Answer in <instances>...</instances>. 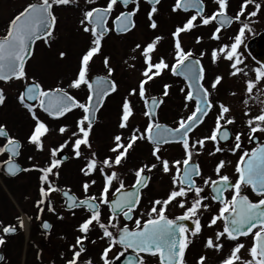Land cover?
<instances>
[{
    "label": "snow or ice",
    "instance_id": "obj_1",
    "mask_svg": "<svg viewBox=\"0 0 264 264\" xmlns=\"http://www.w3.org/2000/svg\"><path fill=\"white\" fill-rule=\"evenodd\" d=\"M75 0H37L35 3L29 4L23 11L11 20L6 36L0 38V81L8 82L12 79L24 81L25 88L18 97L20 104L27 109L32 119L35 121L34 129L28 138V143L33 144L39 151H43V137L49 132V128L36 114L37 107L43 113H46L53 119L64 117L73 109H80L84 115L77 121L76 127L78 131L71 133V137H76L74 140L69 137L58 148H53L50 151V162L46 167H33L21 169L14 162V158L20 155L22 145L14 137L10 136L6 127L0 125V138L4 139L3 145H0V156L7 155V159L0 161V167H3L9 175L15 176L17 173L24 171H36L40 173L39 181V197L36 201V208L39 214L45 210L43 205H48V211L55 212L51 206L49 198L52 193L59 192L65 197L67 208L74 210L83 208L90 215L83 220L79 225L78 231L82 234L76 238L75 245L72 246V258L67 261V264H78L82 253L86 251L84 242L87 240L88 233L95 225L102 230L101 239L107 238L109 241L101 255L103 264H114V261L120 260L129 250L134 253V256L127 258L126 264H146L144 256L141 254L158 256L160 264H186L185 253L189 245L192 243L189 234L192 237L198 235L202 230L199 213L201 208L207 211L208 204L204 201L209 199L208 196L202 195L207 187L211 192V200L220 205L218 213L210 218L207 227H213L218 221L223 222V230L215 233V238L209 237L206 240L205 247L220 251L224 245L220 243L222 238L237 241L240 237L253 235L252 247L248 250L251 259L242 261L238 255L241 249L244 248L243 243H237L232 249L231 254L224 259L221 264H264V143L258 144L250 152L242 151L241 136L244 133H236L234 137L227 125L233 124L235 121L232 118H227L226 114L230 109L224 104L215 105L211 100V91L217 88L223 79L221 76H216L210 83L209 87H205L203 81L205 79V69L201 64L200 59L193 60L194 53L191 50L185 51L179 39L181 33L191 31L198 25L194 23L197 18H200L201 25L207 26L212 22L217 23V27L212 33L211 39L219 40V33L222 29L230 27L231 24L239 22L242 26L238 33L233 37L231 45L224 44L218 49H213L211 52V60L216 63L221 57L231 62L230 67L233 69L231 75L235 76L241 72L245 76L248 75L243 68L238 65L243 64L241 53L238 52L239 46L242 44V38L245 36L246 30L252 32L250 24L241 21V17L245 15V9L248 5H254V9L248 12L246 19L256 17L261 9V4L256 0H243L240 10L234 17L227 14L228 0H214L218 5V10L209 16H205L203 0H175L172 7L173 12L183 11L188 12L195 10V14L191 15L181 27H177L172 33L174 38L175 63L169 65L163 58L158 62H152V53L156 51V45L161 37L157 36L154 41L143 47L140 55L144 58L146 65L142 72V79L138 86L139 98L145 105L144 116L148 118V123L145 129L141 132L136 128L131 130L127 141L121 135L114 137V146L110 149L115 153L114 156L106 157L98 160L96 153L93 151L87 158V163L81 172L84 176H94L97 172L100 173L103 179V187L99 195H89L90 187L96 184L95 179L86 181L82 184L84 198H79L71 193V189L63 190L53 183V177L58 180L60 168L63 161L58 159V153L62 152L69 143L72 144V151L75 158L79 159L82 155V146L91 149L90 135L93 128L95 112L102 107L105 98L117 90V85L114 81H110L105 77H96L95 83L89 80L88 71L92 58L100 53L102 41L105 35L110 31H115L117 35L125 34L135 27L134 17L140 10V0H107L105 6H94L83 12V18L80 21L83 31L90 33L91 47L81 57L80 68L77 76L70 82L68 87L79 89L85 86L88 90V97L85 103H81L71 96L64 88L56 87L45 90L41 83L32 79L30 82L27 78L25 66L31 55L30 45L35 41L43 39L45 44L49 43L48 38L52 36L56 24V16L53 14L54 6H67ZM96 0H86V3L94 5ZM150 5L148 11V20L150 28L156 29L157 23L153 16L157 13V4L160 0H145ZM122 5L128 8L130 4L134 5L131 10L121 11L112 20V27L108 26L109 19L117 5ZM202 38H197V43L201 42ZM141 45L137 44L133 51L140 49ZM60 58L63 59L66 53L61 52ZM204 53H201V58ZM135 57H133L134 59ZM104 65L107 68L108 76L112 75L113 69L109 67L108 58H104ZM165 70H170L174 76H182L187 82L188 91L184 99L186 102L194 101V109L187 117L179 119L177 127H169L160 124L158 121V109L164 103V100L158 97H148L147 85L153 81L155 77H159ZM256 80L247 82V91L251 93L256 83H259L261 77H264V64L254 69ZM170 84L163 85L162 96H169ZM180 91L185 92L184 88ZM130 96L137 95V89H132ZM234 95V93H233ZM5 96L3 90L0 89V105H3ZM35 102V103H32ZM248 103L247 100L244 101ZM187 107V103L185 104ZM217 107L215 128L210 136L198 138L194 142L190 141V133L195 127L203 122L209 112ZM134 115L131 101L125 98L122 104V115L120 128H127L130 118ZM245 115H249L248 112ZM224 121V124L221 123ZM249 129L247 136L248 140H257V133L264 134V109L260 114L250 118L247 121ZM60 134L68 131L66 126L58 129ZM234 139L231 146L233 152L241 150L242 155L239 158L235 172L238 178L233 183L228 175H222L221 170L225 167V161L221 160L216 165L214 172L217 179L206 177L203 180V186L196 182L197 177H201L202 171L198 163H194L193 155H199V151L194 152V149H203L205 142L210 140L214 142L215 153H219L222 149L219 147V142L229 141ZM146 140L153 146L152 156L159 162L163 173L167 174L172 169L174 173L171 177L173 188L169 192L166 199H156L152 201V207L148 212V218L142 223L141 219L133 218V212L140 203L141 192L148 187L151 177L147 173L152 172L157 168L156 163L150 166L144 164L135 170V183L131 186V190H126L123 180H120L116 171H107L121 166L122 162L127 159L128 153L137 141ZM170 143H179L184 150V158L182 160H169L162 158L161 148ZM210 153V155L215 154ZM114 181L119 183V187L115 189L113 198L109 199L108 193ZM250 187L260 199L253 202L247 195H242V188ZM231 191L232 195L229 199L225 193ZM189 193H194L190 206L186 207ZM179 198V199H178ZM173 201L177 202L180 208L185 209L182 215L175 218H169L165 213L168 205ZM101 206H106L110 215L107 223L102 221ZM37 219H40V215ZM143 215V213H141ZM120 216H123L125 221L134 219V228H129L127 224L120 225ZM63 219L62 216H58ZM30 219V218H29ZM19 227H24V219L18 218ZM185 221H191L194 228H189ZM42 227L45 230L51 228L48 222H43ZM111 229H115L113 232ZM255 230V231H254ZM17 231L13 225H0V232L4 235H11ZM6 243L4 236H0V246ZM95 243V241H92ZM119 245L121 251L110 260L108 253L113 247ZM206 257H199L197 264H204ZM0 260L3 257L0 256ZM86 264H91V260L86 261Z\"/></svg>",
    "mask_w": 264,
    "mask_h": 264
},
{
    "label": "flooded vegetation",
    "instance_id": "obj_2",
    "mask_svg": "<svg viewBox=\"0 0 264 264\" xmlns=\"http://www.w3.org/2000/svg\"><path fill=\"white\" fill-rule=\"evenodd\" d=\"M164 1L165 0H162L161 4ZM242 2L243 0H228L227 14L230 17H234L236 13L240 10ZM174 3L175 0L172 1V5H174ZM203 4H204L203 14L205 16H209L213 12L218 10V5L214 2V0H203ZM28 5L29 4L25 5L21 9V11H23L24 8H26ZM251 7L252 5H248V7L245 9V15L241 17V21L249 23L250 27L252 28V32H248L246 30L245 36L242 38L243 42L238 48V52L242 54L241 59H243L244 61L243 64L238 65V67L243 68L244 71L248 73L247 76H245L243 72L235 76L231 75V72L233 71V69L230 67L231 62L223 59L222 57L218 59L216 63H213L211 60V52L213 49H218L220 46L224 44L231 45L233 43L232 38L237 35L239 28L242 26L239 22L234 21L230 27L222 29L221 32L219 33L220 39L214 40L211 39V36L213 31L217 27L216 22L214 21L207 26H203L201 25L200 18L198 17L197 20L194 22L198 26L193 28L191 31L181 33L179 37L181 41V45L185 49V51L191 50L194 53L192 59L201 60V64L205 69V79L203 81L205 87H209L210 83L215 79L216 76H221L223 78L221 80V83L217 85L216 89L214 90L210 89L211 91L210 98L215 105H219L222 103L230 109L229 113L226 114V117L234 119L235 122L231 125H227V128L230 129L233 137L238 132L244 133V135L241 136L242 151H249V152L254 147L258 146V144L264 143V134L257 133V140L251 142L248 140V136H247V133L249 131L247 127V121L250 118L259 115L261 110L264 109V77H261L259 83H256L254 85L251 93H248L247 91V82L249 80L251 81L256 80V73L254 69L262 65L261 62H256L249 55L247 44L251 39L255 38L256 36L264 32V27L258 31L254 30L253 27L257 21L255 23H251L252 21L246 19L248 12H251L250 9ZM20 12L15 14V16L18 15ZM174 14L178 15L180 20L178 21L179 23L174 26L173 30L170 33L171 44L169 45L167 43H163L161 44L160 47L161 50L167 54V56L165 57L170 58V56L168 55L169 53H172L171 62H169L166 58L162 57L170 66L175 63L174 38L172 33L175 31L177 27L183 26V24L187 21V19L191 15L195 14V10L193 9L188 12L177 11L174 12ZM12 19L14 18H11L8 21V23L5 25L4 28L5 32L2 37L6 36ZM156 23L157 25H162V23L158 21H156ZM149 25H147L148 26L147 29L150 32L155 30L161 31L163 28L162 26H157L156 29H152L150 28ZM135 29L136 26L132 31H130L126 35H116L113 31H111L107 38L112 36L117 38H124L128 35H131L135 31ZM198 37L202 38L200 43L196 42ZM49 39L50 38H48V40ZM203 42H205L206 44L202 45ZM40 43H44V40L37 42L34 45L31 60L34 58L36 48ZM201 53H204L202 58H201ZM157 78L160 79V82L152 86L149 97L155 96L164 100V103L160 105L158 109V113L160 112L161 108H163L165 104L169 102V100L171 99L177 98L180 99L181 102L180 104L176 105L177 111L170 110V111H166L165 113H162L160 119L161 121H159V123L163 125H167L169 127H177L178 126L177 122L179 121V119L187 117L188 115L191 114V112L194 109V101L186 102L184 99V96L188 91L187 82L183 79L182 76L172 75L170 70H165L160 77H155V79ZM9 82L0 81V84L6 85ZM164 84L172 85V87L169 89L170 94L168 97L162 96ZM181 88H184L185 92L182 93L180 91ZM239 92L243 95H240ZM245 100L248 101L247 104L244 103ZM6 102H7V98L5 99L4 104L0 105V112L3 110V108L7 106ZM186 103H187V107H185ZM171 111H174V113L170 114L169 112ZM217 111L218 108L213 107V109L209 112V114L204 118L203 122L199 126H197L193 132L189 134L191 142H194L198 138H204L211 135L212 131L215 128ZM246 112H248L249 115H245ZM70 115L71 114H68L67 116L60 119H53V118L50 119L47 117L44 118L48 119L54 124H65L68 118L70 117ZM96 122L98 123V119H96L95 123ZM95 123L93 124V127L95 126ZM147 123H148V118L146 119V123L144 127H146ZM221 123L224 124V121H221ZM0 125H4L9 135L17 139L22 145V147L19 150L20 155L14 158V162H16V164H18L21 167V169L40 167L39 165L35 166V161L37 159L36 154L40 155L38 149L36 148L35 145L28 143V141L22 139L21 137V134L24 132V130L22 129L23 128L22 121L20 120L18 122L9 123L7 119L1 118L0 116ZM89 139L91 142L92 132ZM4 142H5L4 139L0 138V145H3ZM233 143H234V139H230L229 141L221 140L219 142V147L222 149V151L219 153H215L216 145L214 144V142L210 140L205 142V146L203 149H199L197 147V149L193 150L194 152L199 151L200 153L199 155L194 154L192 158L194 163H198L200 165L203 174L201 177L196 178V182L198 185L203 186V180L206 177H212L213 179H217L214 169L218 164V162L221 160L225 161V167L221 170V174L228 175L231 181L235 183L236 179L238 178L237 173L235 172V168L237 166L240 156L242 155V151L238 150L233 152L231 150V146ZM29 148L32 149L31 153L30 151H27L26 153V150ZM86 149L87 148H85V150ZM152 150H153V146L149 144L146 140L136 142V144L133 146V149L129 151L130 155L128 153L127 159L124 162H122V164H124L126 161L128 162V169H130L129 171H131L132 173L130 174V178L128 179V182H124L123 180L126 190H131V186L135 183L136 169L143 166L144 164H148L149 166L152 163L157 164L156 169H154L150 173H147V175L151 177V180L148 184V187L142 190L140 203L132 214L134 219L139 218L141 219L142 223L148 218V212L152 207V201L156 199H161V200L166 199L169 192L173 188L171 177L175 170L172 169L167 174L163 173L159 162L156 161L155 158L152 156ZM210 153H215V154L210 155ZM161 155L162 158L169 160V162L175 160H182L184 158V150L179 143H170L162 146ZM88 157L89 155H86L84 152H82L79 162L73 158L71 159L76 161L77 163L75 162V164L80 167L79 171L81 174V179H83L85 182L86 180L90 181L91 179L96 180V184L90 187L89 189V195H99L103 187V179L100 173L97 172L96 174H94V176L86 177L81 172V169L86 166ZM5 159H7V155L0 156V161H3ZM97 159L102 160V158L99 155L97 156ZM28 160L32 162L29 163ZM69 160L67 162H69ZM107 171L109 172L115 171V169H108ZM116 172L118 173V176H121L118 171ZM0 176L5 182H7V184L10 183L12 180L13 181L17 180L18 182L20 181L22 183H24L25 180H27L28 181L27 183H29V185H26L25 188L28 189V187L31 186V184H33L35 188V197L32 202L34 214L28 216L29 213L26 212L28 215H25L23 228L19 227L18 218L20 217H14L10 219L11 221L5 222L4 218L2 217L4 216L3 211L0 210V225L2 226L13 225L17 229V231L11 235H4L2 232H0V236H4V239L6 241L4 245L0 246V256L3 257V260H1L0 264H14L12 257H10V255H8L7 252L9 248H11L12 243H14L12 248L14 246L15 248H17L19 246V242H20V247L23 246L24 242L22 241L20 236L26 232L29 233V238L27 239V250L24 254V261H25L24 264H67V261L72 258L73 255L72 246L75 245L76 238L82 235L78 231V227L83 222V220L90 215V213L85 211L83 208H76L74 210H69L68 208L65 207V203L61 198V194L59 193L60 203L62 204L63 211H61V213L57 212L56 210L55 212H50L48 211V205L46 204L43 205V207L45 208L44 212L42 214H39L38 209L36 208V201L40 199L39 172L21 171L18 173V175L14 177H10L5 172L4 168L0 167ZM99 180L101 181V183H99ZM23 185L25 186V184ZM7 187H9V185ZM117 187H119V183L117 181H114L108 193L109 199L113 198V193L115 192V189ZM68 189H71V193L74 194L75 196L79 198H84L82 185H80L78 188H66L63 190H68ZM241 191H242V195H247L249 199L252 200L253 202L260 199V197H258L255 193L251 191L250 187H243ZM54 193H52L51 197L49 198L52 207H53L52 197ZM193 195L194 193H189L186 207L190 206V201ZM202 195L209 197V199L204 201V204H208L209 208L207 211H204L203 208H201V211L199 213L200 222L202 225L201 232L195 237H192L190 233L187 234L189 235V238L191 239L192 243L189 245L185 253L186 264H197V261L201 256L206 257L204 264H221V262L231 254L232 249L235 247L237 243L244 244V248L241 249L240 253L238 254L241 257V260L246 261L251 259L248 250L252 247L253 244L252 234H249L247 237H240L237 241H232L226 238H222L220 243H222L224 247L220 251H215L214 249H208L205 247L206 240L209 237H212L214 239L215 233L217 231L223 230V222L218 221L217 224L214 225L213 227H207L210 218L218 213V209L220 205L218 203H214L211 200L210 198L211 192L209 188L206 187ZM225 195L230 199L232 192L229 191L225 193ZM19 203H20V199H19ZM184 211L185 209L180 208L177 205V202L173 201L171 204L168 205V209L165 214L169 218H175L176 216L182 215ZM101 213H102V221L107 223L108 216L110 215L108 208L106 206H101ZM141 213H143V215H141ZM38 214L40 215V219L36 218ZM58 216H62L63 219H59ZM134 219L132 221H125L123 219V216H120L119 222L121 226L127 224L129 228H134L135 227ZM30 221L32 222V224H34V227H36L37 230L33 229V227L30 228V224H29ZM45 221L51 225V228L48 230H45L42 227V223ZM184 223L188 225L189 228H194V225L191 223V221H185ZM26 224L28 226L27 230L25 229ZM111 230L115 232V229H111ZM101 236H102V230H100L98 227L94 225L93 229L88 233L87 240H85L84 242V247L86 248V251L81 254L78 264H86V261L88 260H91V264H103L101 255L104 249L108 247L109 241L107 238L101 239ZM54 239H57L58 242L61 241L60 242L61 246L56 247L57 246L56 245L52 252V255L53 253H55L54 258H52L49 261L47 260L45 261L43 248H46L49 244H51ZM92 241H95V243H92ZM100 245L103 246L99 247ZM121 250H122L121 247L119 245H116L108 253V258L110 260H113V258L117 255V253L120 252ZM134 255L135 254L132 253L131 250H129L128 252L125 253V256L122 257L120 260L114 261V264H126L127 258L129 256H134ZM141 255L144 256L146 264H160L158 256H151L146 254H141ZM20 256H21V252H20ZM237 264H239V262H237Z\"/></svg>",
    "mask_w": 264,
    "mask_h": 264
},
{
    "label": "rangeland",
    "instance_id": "obj_3",
    "mask_svg": "<svg viewBox=\"0 0 264 264\" xmlns=\"http://www.w3.org/2000/svg\"><path fill=\"white\" fill-rule=\"evenodd\" d=\"M172 1L165 0L163 4L157 9V13L153 16L154 20L162 23L161 31H148L147 25L150 24L148 20V11L150 7L146 5L143 0H140V10L135 16V24L137 28L135 31L124 38L109 37L102 42V48L100 53L92 58L89 65L88 78L90 80L92 75H103L112 79L117 85L116 93L111 96L104 107L98 114V123H95L92 131L91 149H86L82 146L81 152L86 155H90L91 152H95L96 155L100 156L102 159L113 156L115 153L111 152L110 149L114 146V137L116 135H121L126 142L131 130L140 129L142 132L144 130V125L146 123L147 117L144 116L145 106L143 101L138 95V84L142 78V72L146 65L144 63V58L140 55L144 46L155 40L157 36L162 39L156 45V51L152 53V62H158L160 58L164 57L169 62H171L172 53L167 56L161 50V44L167 43L171 44L170 33L174 26L178 24L180 18L178 15L174 14L172 11ZM37 0H0V37L3 36L5 32V25L11 18H14L15 14L21 11V9L30 3H35ZM257 3L261 4V9L256 17L251 18L250 21L254 25V30L258 31L264 27V0H256ZM107 0H96L94 5L86 3V0H75V2L70 3L67 6H54V15L56 16V26L52 37L49 39V43H40L34 55V58L29 62L27 72V78L29 82L35 79L37 82L41 83L44 89H53L56 87H62L67 89L74 97L85 100L87 96V89L82 86L79 89H74L68 87L70 82L74 80L80 68L81 57L86 53V51L91 47V36L90 33H85L83 27L80 24L83 18V12L94 6H105ZM134 5H131V9ZM251 11L255 10L254 5L250 8ZM116 11L119 12V8L116 6L114 9V14ZM164 23V24H163ZM137 44L141 45L140 49L133 51ZM206 43L203 42L202 45ZM66 53L63 59L60 58V53ZM107 57L109 61V67L113 69L112 75L108 76L107 68L104 65V58ZM133 57H135L133 59ZM160 77V76H159ZM160 82V79H153L147 85V96L151 92V88L154 84ZM25 86L24 81L13 80L6 85H1L0 88L3 90L5 99L7 98V106L3 108L0 112L1 118L7 119L9 123H14L22 121V126L24 132L21 134L22 139L28 141L31 135L35 121L32 119L31 115L28 113L27 109L20 104L18 97ZM132 89H137V95L130 96L129 93ZM240 93V92H239ZM240 95H243L240 93ZM243 97V96H242ZM127 98L131 101L134 115L130 118L127 128H120L121 115H122V104ZM180 99H171L161 108L158 113V121H161L162 113L170 110H176V105L180 104ZM36 109L37 116L47 124L49 132L43 137V151H39L36 154L35 166L46 167L51 159L50 150L53 148H58L66 140L71 137V133L78 131L76 124L77 121L82 117V110L77 109L76 112L72 113L65 124H54L48 119L41 116ZM177 111V110H176ZM170 114L174 111L169 112ZM176 113V112H175ZM62 126H66L68 131L63 135L59 133L58 129ZM76 137H71L74 140ZM140 142V141H137ZM138 147V146H137ZM32 151L31 148L26 150ZM69 156L70 160L67 163H62L58 169L60 176L56 180L54 177L53 183L59 188H78L85 181L81 179V174L79 171V166L75 164L77 160L72 151V144L69 143L67 147L63 149L62 152ZM59 154V153H58ZM39 157H38V156ZM130 155V153H129ZM58 158V156H57ZM26 161V160H25ZM29 163L32 161L28 160ZM77 163V162H76ZM118 171L121 176V180L128 182L130 178L131 171L128 169V162L126 161L119 167L114 168ZM87 181V180H86ZM28 181L25 180L24 183L18 182L17 180H12L7 184L0 176V210L3 211L2 216L5 222L11 221L10 219L14 217L25 218L34 214L32 202L35 197L34 185L26 189ZM40 183V181H39ZM99 183L101 181L99 180ZM25 184V186L23 185ZM9 185V187H7ZM23 186V187H22ZM8 188V189H7ZM13 188V189H11ZM16 189V190H14ZM19 193V194H18ZM19 196V197H18ZM20 199V203H19ZM53 207L57 212L63 211L62 204L60 203L59 192L53 194ZM26 213V214H25ZM30 228L36 229L32 222H29ZM24 242L21 250L20 242L19 246L12 248L14 243H12L11 248H9L7 254L12 257L14 264H24V254L27 250V239L29 238V233H24L21 236ZM61 242V241H60ZM54 239L51 244L46 248H43L45 261H49L54 258L52 255L54 247L61 246V243ZM9 246V247H10ZM100 245L99 247H102ZM5 252V250H4ZM21 252V256H20Z\"/></svg>",
    "mask_w": 264,
    "mask_h": 264
},
{
    "label": "water",
    "instance_id": "obj_4",
    "mask_svg": "<svg viewBox=\"0 0 264 264\" xmlns=\"http://www.w3.org/2000/svg\"><path fill=\"white\" fill-rule=\"evenodd\" d=\"M32 45L33 44L30 45L31 51H32ZM247 48H248V51H249V53H250V55L252 56L253 59H255L258 62H261L262 64H264V32L262 34H260L259 36H257L256 38H254L253 40H251L248 43ZM95 78L96 77H94L92 79L93 83H95ZM32 103H34V102H32ZM97 112L98 111L95 112V117H96ZM63 160H66V157H63ZM63 198L65 199V197H63Z\"/></svg>",
    "mask_w": 264,
    "mask_h": 264
},
{
    "label": "bare ground",
    "instance_id": "obj_5",
    "mask_svg": "<svg viewBox=\"0 0 264 264\" xmlns=\"http://www.w3.org/2000/svg\"><path fill=\"white\" fill-rule=\"evenodd\" d=\"M25 229H26V230L28 229V226H27V224L25 225Z\"/></svg>",
    "mask_w": 264,
    "mask_h": 264
}]
</instances>
